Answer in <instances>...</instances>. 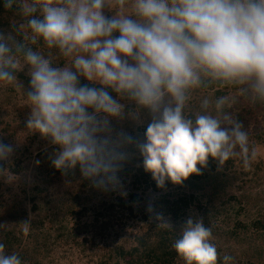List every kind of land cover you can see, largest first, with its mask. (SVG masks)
<instances>
[{
  "label": "clouds",
  "instance_id": "clouds-1",
  "mask_svg": "<svg viewBox=\"0 0 264 264\" xmlns=\"http://www.w3.org/2000/svg\"><path fill=\"white\" fill-rule=\"evenodd\" d=\"M0 7L23 18L0 31V85L23 86L18 76L27 72V129L59 147L56 169L79 166L97 187L115 190L129 146L160 188L183 185L210 159L223 167L239 158L245 170L256 161L229 109L232 92L264 103V0H0ZM143 111L151 115L143 140L113 131L112 121ZM13 152L0 142V161ZM22 226L27 234L29 222ZM213 239L204 220L190 216L173 247L185 264H232ZM0 264L23 261L0 243Z\"/></svg>",
  "mask_w": 264,
  "mask_h": 264
},
{
  "label": "trees",
  "instance_id": "trees-1",
  "mask_svg": "<svg viewBox=\"0 0 264 264\" xmlns=\"http://www.w3.org/2000/svg\"><path fill=\"white\" fill-rule=\"evenodd\" d=\"M19 16L20 14L17 12L0 7V31H11L13 25L10 24L14 18ZM16 25L18 26V24ZM18 79L30 90V77L26 71L20 73ZM81 82L88 83L83 79H81ZM219 94L225 93H217V95ZM16 95L14 86L0 85V142L11 145L15 153L9 160L0 161V170H3V173L9 171L17 176L20 181V179H24L23 175L21 176L22 166L26 161L24 157L30 149L20 150L19 147L7 140L6 133L11 131L10 123L13 121L8 123L4 118L9 106L15 101ZM113 95L116 94L113 93ZM239 99H245L244 95L241 94ZM249 103V107L253 111L257 109L264 110V103H253L250 100ZM136 107V105H129L126 107V111L132 113ZM251 109L243 110H248L246 112L250 114ZM229 111L231 110L229 109ZM141 113L142 115L138 117L126 115L118 123L112 122L113 131L130 136L134 141L143 140L147 124L151 121V115L147 111ZM236 114L237 116L234 115V118L241 122L242 111L236 112ZM263 136L264 131L256 133L255 144L252 147L263 144ZM12 138L14 140L17 137L12 136ZM214 162L215 160L210 159L208 166L201 170L200 175H193L194 180H191L190 188L185 187L187 181L183 185H175L169 181L166 187L160 188L151 174L145 171L138 150L134 146H129L127 148V159L119 173L120 186L118 188H122L124 191L116 196V202L112 201L107 205L106 203L101 204V210H97L90 215L86 209L78 211L74 207L70 208L66 215L72 219L70 222L71 229L61 226L53 236L49 231L54 228L52 227L54 221L47 223L38 216L30 219L29 211L22 207L23 202L20 201L19 195L13 194L14 189L12 187H14L13 184H17V180H11L7 183L0 180V224L6 225L3 230H0V243L5 245L9 254L13 252L19 254L23 264H44L43 262L51 256L52 252L51 245L53 243L49 240L54 237L55 244H57L56 241L66 238L65 234H68L70 240L77 244L86 245L91 243L92 250H95L97 246L102 247L101 249L106 253L101 256L96 264H185L183 258L178 255L173 247L175 239L180 235L182 222L191 215L193 210H202L204 201L207 200L208 206L215 205L217 200L222 199L221 196L227 195V190L231 186V182L225 181L221 184L213 176V172L217 170V164ZM227 163L230 166L234 165L233 159ZM41 164L45 170L50 169L45 167L44 162H41ZM52 171L56 175L66 173L70 183L76 182L82 174L79 166L73 170H58L55 168ZM244 172H246L243 173L244 177H249L251 174V171L246 170ZM3 173H0V175ZM255 175L253 174V178H250V180H245L244 184L255 182ZM82 181V186H88L91 180L83 177ZM193 182H197L198 186L203 184L198 190L200 194L196 191L198 186ZM254 186L251 185V188H254ZM37 190L38 192L29 200L33 204L31 207L33 212L40 209L38 205L39 188ZM201 190L206 192L203 193ZM113 191L109 190L110 193ZM24 192H26L25 189ZM242 197L247 198V195ZM231 199L241 202L234 195L231 196ZM226 205L224 204L222 207ZM220 207H213V210L218 209L217 212L215 211L216 214L222 212V209H219ZM210 212L208 209L204 211V221L209 219ZM159 216H163L165 220L173 225L164 226L158 219ZM26 221L30 225L27 234L23 232L22 226V223ZM116 224L119 225L118 229ZM45 227L49 228L48 231H44ZM120 228L123 229L120 230ZM125 228L129 229L128 238L123 237V235L120 237L121 235L118 234L124 233ZM85 232H88L89 236L81 239L82 234ZM223 233L230 241L232 240L238 249L241 248L242 250L241 254L238 255L241 260L238 261V264H245L242 259L247 261L246 264H264V212L261 211L257 218L249 222L238 220ZM113 237H115L117 243L110 245L107 241ZM103 241L104 244H102ZM220 257L223 256L220 255ZM220 264H223L222 259Z\"/></svg>",
  "mask_w": 264,
  "mask_h": 264
},
{
  "label": "rangeland",
  "instance_id": "rangeland-1",
  "mask_svg": "<svg viewBox=\"0 0 264 264\" xmlns=\"http://www.w3.org/2000/svg\"><path fill=\"white\" fill-rule=\"evenodd\" d=\"M108 14L110 15V13ZM22 22L23 18L20 15L18 18H14L10 25H19V23ZM83 80L86 81L85 79ZM14 88L15 93L17 94L15 96V101L9 106L8 111L5 113L6 115H4L6 122L9 123V121H13L10 123L11 131L6 133V138L11 144L13 143L16 147H19L20 150L24 151V148H29L30 150L29 153L25 155L24 158H26V161L22 166L21 176L23 175L24 179H20L19 181L17 176L6 171L0 175V180H4L5 183L11 182V180H17V184H13L14 187H12L14 189L13 194L19 195L20 201L23 202L22 207L29 211L30 219H34L35 216H38L47 223H50L52 220L54 221V225H52L54 228L49 231L53 236L61 226L70 228V222L72 219L66 215L70 208L74 207V209H77L78 211L86 209L89 215L93 214L95 211L101 210V204L106 203L107 205L112 201L116 202V196L123 193L124 189L117 188L110 193L109 190L112 191L113 189L99 188L92 181H90L88 186H82V174H80V178L73 183H70L66 173L56 175L52 171L55 169L52 164V159L59 151V147L55 145L50 138H45L38 132L31 133L28 131L27 120L30 116L31 109L27 106L23 89L25 93H27L29 87L24 84L22 86L18 83ZM231 95L235 99V103L232 104L230 112L233 116H237L236 112L242 111L243 117L241 123L249 134L250 147H252V145L255 144L254 138L256 133H262V131H264V110L257 109L253 111V109L249 107L250 103L247 98L239 99L241 93L232 92ZM121 102L124 103L126 107L129 105L135 106L133 101L127 99L122 100ZM243 109H251L252 112L248 114L246 112L248 110L244 111ZM140 115H142V113H140ZM119 121L121 120H114L112 122L118 123ZM12 136L17 138H14L13 140ZM255 148L258 151V157L256 161L253 162L251 169L247 170L251 171L249 177H244L243 173H246L244 172L246 170L243 167L242 160L239 158L233 159V166L226 163L225 166L220 167L216 161L214 162L217 164V170L213 172V176H215L221 184L225 181L231 182V186H229L230 188L227 190V195L224 197L221 196L222 199L217 200L215 205L208 206L207 200L205 199L206 201H204L202 210L195 209L190 215L194 218H202L204 220V211L206 209L210 212L213 210V207L215 208V206H217L218 208L221 206L219 208L220 210L222 209L220 214H216L218 209H215L213 211L216 212L212 213L213 211H211V216H209V219L204 222L205 225L208 223L206 226H209L212 230L214 237L213 243L216 244L219 254L222 256L233 255L234 261L232 264H238V261H241L238 258V255L241 254L242 250L241 248L238 249L223 231L232 227L238 220L249 222L250 220L257 218L261 211L264 212V142ZM14 154L15 153L13 152V155ZM41 162H44L45 167L50 169L45 170ZM253 174H256L254 176L256 178L255 182L244 184L245 180L253 178ZM191 177L187 180V183H185V187L187 188L191 187L190 182L191 180H194L193 176ZM193 183L197 186L199 185L197 182ZM251 185H255L254 188H251ZM202 186L203 184L198 186L196 191ZM37 188H39L40 191L38 201L40 209L37 212H33L31 211L33 204L29 200L38 192ZM24 189L26 192H24ZM201 192L205 193L206 191L201 190ZM198 193L200 194V191H198ZM232 195L238 197L241 202L238 200H232ZM243 195H247V198L242 197ZM224 204L227 205L222 207ZM189 217H187L186 220ZM186 220H184V222H186ZM184 222H182V224ZM116 225V228L118 229L119 225ZM48 229V227H45L44 231H48ZM121 229L123 228H120V230ZM111 231L113 232V230ZM118 234L121 235L120 237L123 235V237L128 238L129 229L125 228L124 233L121 232ZM65 235L66 238L56 241L57 244H55L54 237L49 240L53 243L51 245L52 252L51 256L43 262L44 264H96L101 256L106 253V251L102 250V247L100 246H97L95 250H92L93 246L91 243H87L86 245L82 243L77 244L70 240L68 234ZM88 236V232H85L82 234L81 239ZM109 240L107 242L110 245L117 243L115 237ZM80 242H82V240H80ZM102 244H104V241ZM32 246L33 244L31 247ZM242 261L245 264L247 262L243 259Z\"/></svg>",
  "mask_w": 264,
  "mask_h": 264
}]
</instances>
